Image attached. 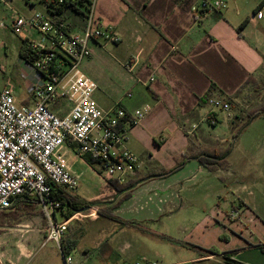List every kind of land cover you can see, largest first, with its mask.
<instances>
[{"label": "crops", "instance_id": "0c3cea01", "mask_svg": "<svg viewBox=\"0 0 264 264\" xmlns=\"http://www.w3.org/2000/svg\"><path fill=\"white\" fill-rule=\"evenodd\" d=\"M195 2L93 0V13L103 30L118 39L112 44L120 50L121 60L129 74L123 96L110 103L102 95L95 94L94 98L95 92L93 98L104 110L116 106L128 111L145 105L150 107V112L129 132L125 144L135 156L143 155L147 164L143 169L138 163L135 175L138 173L141 181L129 191L128 198L132 201L151 188L154 191L159 189L155 181L162 177L151 176L150 172L172 167L174 160L187 152L189 142L203 148L223 149L229 137L236 136L235 123L239 119L237 105L240 101L251 98L255 93L260 98L264 96L261 94L264 90V22L252 20L246 13L232 23L225 14L227 7L219 12L196 15L191 13ZM245 20L247 23L238 30ZM102 42L107 41L94 39L89 42L91 56L83 61L85 64L93 61L94 53L101 48ZM210 98L229 104L230 110L225 116L220 117L218 110L208 104ZM208 114L215 116V125L211 126L206 121ZM193 125L197 127L192 129ZM238 148L248 153L239 143L233 151ZM151 163H157L159 167L154 168ZM186 164L191 165L193 170H207L196 160ZM72 170L80 179L81 174ZM168 188L160 192L162 198L171 202L176 199V194L168 193ZM132 192L135 193L132 195ZM153 206L154 210L145 217L154 215L156 206ZM157 207L160 208V205ZM255 212L251 210L247 217L258 232L256 236L247 230L240 232L233 244L231 238L227 239L225 228L218 227L219 238L215 244L194 245L192 255L168 264H264V218L256 216ZM61 213L63 218L68 215L64 211ZM220 217L225 223L224 215ZM12 223L6 218L0 220V236L7 230L20 238L33 232L30 225ZM216 223L220 226L218 221ZM234 224L237 229L241 228L236 222ZM26 226L28 230L23 229ZM38 232L42 234L41 248L45 234L43 229ZM62 242L67 250L77 244L69 237ZM2 245L0 238V260L7 254ZM15 247L19 256L30 255L20 240L15 241Z\"/></svg>", "mask_w": 264, "mask_h": 264}, {"label": "rangeland", "instance_id": "374dc122", "mask_svg": "<svg viewBox=\"0 0 264 264\" xmlns=\"http://www.w3.org/2000/svg\"><path fill=\"white\" fill-rule=\"evenodd\" d=\"M259 2L233 0L225 14L232 23H236L246 13L250 18ZM33 12L46 14L44 3L35 0V4L29 6L21 0H0V23L4 26H0V65L5 68L4 73L0 70V89L5 85L12 87L17 105L28 94L22 75L25 69H22L19 57L21 39L12 32L11 23L17 17H28ZM78 69L96 83L94 98L95 94L102 95L110 103L123 96L129 74L124 68L120 50L112 43L102 42L101 48L94 53L93 61L89 64L82 62ZM261 94H264V90ZM262 101L264 98L256 93L240 101L235 129L245 122L248 112L257 109ZM66 103L62 101L64 111ZM217 112L220 117L226 114ZM233 138L229 137L223 145L230 149L226 169L209 172L197 168L193 170L191 165L185 164L168 176L156 179L155 186L159 189L154 191L151 188L147 193L139 194L135 202L125 193L120 194L107 187L102 168L97 163L89 164L85 159L69 154V164L81 174L79 186L73 194L89 201V207L97 210L90 217L87 216L90 213L87 208L81 212L83 214L68 221L69 228L63 240L69 237L77 242L66 254L71 257V264L172 263L192 255L194 245L215 244L219 238L218 227L225 228L224 232L228 240L232 239L231 242L246 230L256 236L258 232L248 221L247 215L254 209L256 216L262 215L264 218V114L253 119ZM238 143L248 153H243L240 148L233 151ZM136 157L144 169L147 164L143 155ZM151 165L159 167L157 163ZM137 177L140 178L138 173L134 178ZM167 186L168 193L176 194V199L173 198L171 202L162 198L160 192ZM153 205L157 211L152 213L154 215L151 218L145 217L154 210ZM221 215H224L225 223ZM55 219L57 223L65 220L59 211L55 212ZM125 221L133 223L126 224ZM234 222L241 228L237 229ZM16 223L30 225L33 232L21 238L16 233L10 234L8 230L1 234L2 250L7 251L1 257L2 264H63L56 244L48 243L40 248L42 234L38 230L45 228L46 224L40 205L35 206L31 217L22 215L12 224ZM17 240L21 241L30 255H18L15 247Z\"/></svg>", "mask_w": 264, "mask_h": 264}, {"label": "built area", "instance_id": "2783aa9c", "mask_svg": "<svg viewBox=\"0 0 264 264\" xmlns=\"http://www.w3.org/2000/svg\"><path fill=\"white\" fill-rule=\"evenodd\" d=\"M21 1L29 6L35 4V0ZM229 1L196 0L191 13L219 12ZM39 2L44 3L46 14L33 12L11 23L14 35L27 44L29 60L21 59V67L25 69L22 75L28 95L26 105H17L12 87L0 89V210L17 200H34L42 207L46 221L42 247L56 244L64 264H71V257L63 255L61 242L68 221L83 213H73L57 223L55 212H65L66 206L51 198L55 187L74 193L79 186V176L72 170L68 155L93 160L102 168L105 181L121 185L134 179L138 158L125 144L129 132L150 112V107L128 111L116 106L104 110L93 98L96 84L78 66L91 56V40H118L103 30L93 13V0L82 17V25L74 13L62 19L63 14L54 9L65 4L68 10L77 8L79 0ZM251 19L264 22V0L257 4ZM0 26L4 28L2 23ZM4 69L0 65L2 73ZM62 101L67 102L65 111ZM208 104L221 112L230 110L229 104L220 99L210 98ZM206 121L211 126L217 123L213 114H208ZM94 208H86L90 211L87 216L96 214Z\"/></svg>", "mask_w": 264, "mask_h": 264}, {"label": "trees", "instance_id": "16d2710c", "mask_svg": "<svg viewBox=\"0 0 264 264\" xmlns=\"http://www.w3.org/2000/svg\"><path fill=\"white\" fill-rule=\"evenodd\" d=\"M78 3L79 4L77 8L74 7L71 10L66 9L67 7L66 4L60 6V8L54 7V9L57 14H63V16L61 17L62 19H67L70 16L73 17L72 15L74 13L75 15L79 16V18L81 19L80 25H82V17L87 14L91 2L90 0H79ZM246 23L247 20L243 21L239 26L238 30H240ZM19 57L26 61L29 60L27 44L23 40H21ZM21 104L26 105L27 101L23 100ZM262 114H264V101H262V103L258 105L257 109H253L252 111L248 112L245 122L240 127L237 128L236 135L245 127H247L253 119H255L256 117ZM229 153H230V149L227 147L223 149L203 148L201 146H197L189 142V149L187 150V152L183 153L179 158L175 159L174 165L171 168L169 169L157 168L151 171L149 175L162 177V178L166 177L169 174L179 170L182 166H184L188 161L191 160H196L199 163V165H201L210 172L216 171L218 169H226L228 167L227 158L229 156ZM84 159L89 164L95 163L93 160H90L86 157H84ZM140 181H141L140 178H134L128 181L127 183L121 185H118L111 181H106V184L109 189H113L120 194L125 193L126 194L125 196L129 197L130 189H132L134 185ZM51 198L53 200H60L61 204L63 206H66V211L64 213L65 215L66 214L68 215L64 216L65 218H67L73 213H78L80 210L86 209L91 205L89 201L80 198L78 195L64 191L59 187L54 188ZM36 205L37 203L34 200H28V201L17 200L13 203L11 207L0 210V220L6 218L8 219V221L14 222L17 221V219L22 215H29L31 217L33 215V210ZM62 243H61L62 252L63 255H66L69 250L65 249Z\"/></svg>", "mask_w": 264, "mask_h": 264}, {"label": "water", "instance_id": "95a60500", "mask_svg": "<svg viewBox=\"0 0 264 264\" xmlns=\"http://www.w3.org/2000/svg\"><path fill=\"white\" fill-rule=\"evenodd\" d=\"M86 209H82V210H80L79 212H84Z\"/></svg>", "mask_w": 264, "mask_h": 264}]
</instances>
